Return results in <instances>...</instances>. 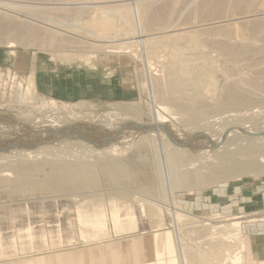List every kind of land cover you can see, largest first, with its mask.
<instances>
[{
  "label": "bare ground",
  "instance_id": "1",
  "mask_svg": "<svg viewBox=\"0 0 264 264\" xmlns=\"http://www.w3.org/2000/svg\"><path fill=\"white\" fill-rule=\"evenodd\" d=\"M75 1L65 0L61 2V4H76L78 6H51L47 8L46 11L64 14L76 11L80 15H83L80 19L84 20L85 27L91 30V34H88L89 37L86 36L88 40L80 39L82 35L84 37L85 34L79 29H76L73 24L64 25L50 19L40 18L29 10L28 12L17 10L10 14L0 13V29L12 33L14 37L12 40L16 38L17 41L26 46L36 45L42 51H47L54 61L61 60L70 63L75 57H78L80 60H85L81 53L83 50L74 49L77 51L75 52L76 54L70 55L68 53H63L59 48H54L55 45L58 44H64L66 46V44L74 43L85 48L89 47L96 51L99 50L98 56L101 60L104 59L105 62L110 64H122L126 73H128L129 62L132 58L137 63H141V68H143V61L147 63L150 62V57L157 55V50L161 49V47L164 48V51L167 52V56L164 57V55L162 60H159L161 65L159 66L160 73L150 76L151 81L153 82L155 80L157 86V89L152 91L153 104L155 106L153 108L154 110L146 106L143 111L129 104L122 106L118 115L113 114L115 116L80 117L76 113H71L69 111H60V113L51 111L52 108L54 109L57 107L56 101L54 99H48L44 102L40 99L41 102L38 105H32L31 103V106H16L14 109L21 111V113V108H25V110L27 109L26 111L31 112L29 117H23L25 120H18L17 124L9 122V124L6 123L5 125L18 130L19 133L26 136L27 140L30 142L34 139L47 143L52 139L61 137L62 134L69 135L72 138H75V134H77L78 137L84 136L83 138H85L86 141L90 140L91 142L92 140L96 143L105 142V139L108 141L113 139L111 142L112 144L109 145L108 148H104L103 146L105 152L113 155L122 152L121 148L115 145L123 141L129 145V148H131L130 150H134L138 153L140 163H142V161L146 162V164L143 162L140 168L134 167L130 163L128 165H126L127 163L125 164L126 166L123 170L129 178L126 179L127 185L129 188L134 189L145 188L142 191L147 192L149 195L151 192L157 193V191L154 192L156 187L154 180L156 179L151 180L154 176L150 177V170H152L150 169L152 168L150 164L152 160L149 155L150 150H148V146L135 144L139 137H141L140 135L145 133L144 130H147L160 140L159 147H161L160 150H162L163 153L161 165L162 169H164L165 176V184H163L164 190H159L158 195H154L156 197H152V195L150 197L139 196L132 200L139 203L142 214L146 212L144 203L162 207L166 210L167 220L169 222L180 225L186 224V227L182 225L180 228L182 229L183 227L191 232H201V236L199 237L202 238V241H199V245L195 249L191 248L192 250H190L183 242L181 236L176 239L173 237L172 232H167L162 236L153 234L139 236L138 238L123 239L118 242L109 241V243L106 244L90 245L85 249L69 252L67 255L71 256V258L78 256L79 258L84 257L86 261L91 260V262L95 264H123L125 259V257H123L124 254L133 253L140 249H150L152 251L154 250L156 253L154 259L159 260L158 264H189V257L192 256H199L200 260L206 264H242L244 259L245 238L240 228L241 221L224 222L223 219H220L218 222L221 223L216 224L212 221L213 217H194L176 205L173 189L192 192L198 187H210L211 184L220 180L237 178L240 175L247 174L252 176L263 174L264 116H262V121L258 118L252 119L254 113H256V115L260 114V111L256 110V108L253 110V106L246 109V111H250L248 115L242 114L241 116V112L236 114H230L232 112H228L229 114L226 113L227 115H224L225 111H222V113L224 112L222 116V113L214 114L213 112L222 110L224 107L229 108V110L226 111H236L231 108L237 105L244 106L249 104L247 101L250 99L243 96L244 91L239 89L237 85V82L240 83V81H245L241 76L230 78L227 82L223 80L220 81L219 79L221 84L218 86L215 81L217 72L213 65L214 61H209L210 63L206 65L197 66L193 61L196 59V56L190 57V55H180V51L187 48L190 44L194 46L199 45L202 41L201 35L206 30L214 31L215 35H220L219 37H206V40L218 51L219 55H223L230 61L235 60L237 57H243L249 50H253L254 54L255 50H264L263 43L259 45L253 40L242 41L240 36L242 33L248 35L250 33H261L262 39H264V0H260L259 5L255 7L260 9L258 14H261L256 17L250 18L248 16V18H246L247 16L244 17L246 14L240 16L224 14L223 18L217 20L219 22L210 20L208 17L207 22L205 21L206 19L199 23H194L196 22L195 20L186 24L179 22L180 28L178 27L175 30H171L168 27L173 21L178 22L181 20L177 12L181 10H178V5H180L181 0H133L130 3L124 0H121L124 2H116L119 0H102L104 2L110 1L116 3L101 5H97L101 0H88L86 3L90 5L86 6L83 5L86 4L83 1ZM221 1L222 0H201L198 4L196 3L194 8L203 9L205 6H215ZM250 10H253V8L247 11L244 10L245 12L243 13L248 14ZM191 12H193V10ZM249 23L252 24L245 28ZM190 24L193 27L190 36H188L186 33L182 32L184 28L181 27ZM239 25H242V27L245 26V29H240L238 27ZM156 27L162 29L155 32V34L146 32ZM8 44L9 46H14L12 42H8ZM89 57V60L93 58V56ZM59 64L62 63L59 62L55 65L59 66ZM126 80L129 82L130 78L128 77ZM247 85L246 82L244 86ZM25 89L26 91H24L23 94L26 93L29 96L31 95L29 101L36 99L32 81L26 83ZM156 90L161 91L165 101L174 103V106H176L180 112H177V110L176 112H170L168 106L164 105L165 103L157 104L155 102ZM217 91L218 93L215 95ZM213 98H216V102L210 104L209 101ZM46 108L49 110L44 112ZM166 112L171 114V120L168 118L169 116L167 117L163 114ZM212 113L213 115H211ZM134 114L150 116L151 122L147 124L141 120L137 121L134 118L131 119L129 116ZM182 114H187V117L182 116ZM52 116L56 117L53 118ZM208 117H212L210 118L212 120H208ZM242 117L249 118L252 121L250 124L248 121L242 123L243 120L240 121ZM133 119L134 123L131 121ZM172 120H178V126H176ZM198 121L208 122L196 126L193 131L188 130L189 128L183 125H190V123ZM25 122H28V125H26ZM107 122L109 123L107 124ZM120 124L125 125L113 129L109 127L110 125L120 126ZM216 124L218 125L217 127H215ZM98 125H101L102 128H99ZM126 125L130 126L129 129L125 128ZM87 126L92 127L93 130L87 128ZM208 126H211V129H208ZM69 136H65V138ZM3 138L4 136H2V138L0 137L1 146L4 144L2 143ZM57 140L59 141V139ZM166 145H171L172 148ZM12 146L13 142H10L7 146L3 145L4 149H8ZM156 157H158V155ZM115 161L117 162V160ZM88 171L89 170L79 168L76 172H78L79 175H83L88 173ZM139 172H143L144 175L138 174ZM56 176L59 177L58 182H56L58 184L56 186L59 189L63 188L64 180H70L68 177V170H62L58 172ZM108 178L110 179V177ZM116 178L113 180H116ZM157 179L159 180V178ZM31 184L39 189H46L52 186L51 183H45L37 179L33 180ZM124 195H126V193ZM112 202L114 201L112 200ZM109 210V219L112 222L114 232L122 233L125 230L136 228L132 214L130 217H126L127 219L125 218L126 220L123 222L119 219V210L116 207V203H112ZM78 221L84 228L82 231L83 236L89 241L101 238V236L103 237L107 234L106 223L108 220L105 211H103L100 205H93L88 210H78ZM181 233L182 232H180V234ZM191 246L193 247L194 245ZM16 264H66V259L60 253L38 256L36 259L24 260Z\"/></svg>",
  "mask_w": 264,
  "mask_h": 264
},
{
  "label": "rangeland",
  "instance_id": "2",
  "mask_svg": "<svg viewBox=\"0 0 264 264\" xmlns=\"http://www.w3.org/2000/svg\"><path fill=\"white\" fill-rule=\"evenodd\" d=\"M64 1L65 0H0V13L10 14L17 10L26 12L29 10L40 18L50 19L64 25L73 24L76 29H79L85 34L84 37L82 35L80 39L88 40V34H91V30L88 27L86 28L84 20L80 19L83 15H80L76 11H72V13L69 14L46 11L47 8L51 6L69 7L76 5L61 4V2ZM79 1L86 3L88 0ZM124 1L130 3L133 0ZM124 1L119 0L116 2ZM259 1L260 0H222L215 6L209 5L205 6L203 9H195L194 6L196 3L198 4L201 2V0H181L180 2L182 4L180 3V5H178V10H181L180 12L177 11L181 20L178 22L173 21L168 28L171 30H175L178 27L180 28L181 22L186 24L195 20L196 22L194 23H199L205 19L207 22V17L210 18V20L217 21L223 18L224 14H234L236 16L246 14L244 17L247 16L246 18H248L249 16L250 18H253L257 15H261L258 14L260 9L255 8L259 5ZM116 2H104L101 0L97 5ZM83 5L86 6L90 4L86 3ZM252 8L253 10L248 11V14L243 13ZM192 10L194 13L191 12ZM250 24L252 23H249L244 27L247 28ZM192 27L191 24L182 26L181 28H184V31L182 32L190 36ZM238 27L240 29H245L242 25H239ZM161 29L162 28L156 27L146 32L155 34V32H158ZM201 36L202 41L199 45H188L187 48L180 51V55H190V57L196 56V59L193 61L197 66L206 65L210 63L209 61H214L213 65L217 72L215 75V81L218 86H220L221 80L227 82L230 78L241 76L245 82H237V85L239 89L244 91L243 96L250 99L247 103H251L250 105L246 103L247 105H237L236 107L231 108L236 111H226L229 110V108L224 107L222 110H217L213 113L217 114L225 111V114L223 112L221 116L223 114H229L228 112H232L230 114L241 112V116L242 114L248 115L250 111H246V109L253 106V110L256 108V110L260 111V114L256 115V113H254L252 119L258 118L262 121V116H264V50H255V54L253 50H249V52L243 57H237L235 60L230 61L223 55H219L218 51L206 40V37H219L220 35H215L214 31L206 30ZM240 36L242 41L253 40L256 44H264V39H262L261 33H250L249 35L242 33ZM12 38H14L12 33L0 29V137L2 138V136H4L2 143H4L3 145L5 146L10 142H13V146L8 149H4L3 145H0V263L16 264L17 262L24 260L36 259V257L42 255L61 253L66 259V264H95L92 263L91 260L86 261L84 257V259L82 257L79 258V256L71 258V256H68L67 254L75 250L85 249L90 245L106 244L109 243V241L118 242L123 239L138 238L139 236L145 235L155 234L162 236L167 232H172L173 237L176 239L181 236L183 242L190 250L195 249L199 245V241H202V238L199 237L201 236V232H191L188 229H184L183 227H186V224H182L183 227L181 229L180 227L182 225L169 222L167 220L166 210L159 206L144 203V209H146V212L145 214H142L139 203L133 201L135 197L139 196L150 197L152 195V197H156L154 195H158L159 190H164L163 184H165V176L164 169H162L161 165L163 153L162 150H160L161 147H159L160 140L147 130H144L145 133L142 134L143 137L140 135L141 137L137 140L138 143L135 142V144L148 146V150H150L149 155L151 156L150 159H152L150 162L152 165V168H150L152 169L150 170V177L154 176L151 180H157H154L156 184L154 192L157 191V193L151 192L149 195L147 192L142 191L145 188L134 189L129 188L127 185L126 179L129 178L123 168L129 163L134 167L140 168L145 161L140 163L138 153L134 150H130L131 148H129V145L123 141L120 142V144L115 145L118 148H121L122 152L113 155L105 152L103 149V146L104 148H108L109 145L112 144L111 142L113 139H111V141L105 139V142L96 143L92 140L90 142L88 139V141H86V139L83 138L84 136L78 137L77 134H75V138L62 134L61 137L57 138L59 141L57 139H52L51 141L44 143L32 139L33 142H30L27 140V137L20 134L18 130L5 125L6 123L9 124V122L17 124L18 120H25L23 117H29L31 112L26 111L27 109L25 110V108H21V113V111L14 109L16 106H31V103L32 105H38L41 102L40 99L44 102L48 99H54L56 101L57 107L54 109L52 108L51 111L58 113H60V111H69L71 113H76L80 117L115 116L118 115L122 106L129 104L143 111L146 106H149L150 109L154 110L153 108L155 106L153 104L152 91L157 89V86L156 81L154 80L152 82L150 76L160 73V61L164 55V57L167 56V52L164 51V48L161 47V49H158L159 51L157 50V55H153V58L150 57V62L147 63L146 61H143V68H141V63H137L133 58L130 60L129 63H131L132 80L129 88H131L132 95L129 99L119 100V102L112 101L104 103L76 100L70 102L58 98L55 95L40 93L36 88L34 81V73L36 69L50 68V65H55L59 62H66L61 60L54 61L47 51H42L36 45L26 46L17 41L16 38L15 40H12ZM8 42H12L14 46H9ZM54 48H59L63 53H68L70 55L76 54L75 52L77 51L75 50H83V52H81L83 59H87L89 56L96 57L99 55V50L96 51L89 47L85 48L74 43L66 44V46L64 44H58L55 45ZM73 61L81 60L78 57H75ZM30 81L33 82L36 95V99L31 101H29L31 95L29 96L26 93L23 94L24 91H26V83H30ZM246 82L248 85L244 86ZM156 93L155 102L157 104L165 103L164 105L168 106L170 112H176V110L177 112H180L178 108L174 106V103L165 101L161 91L156 90ZM217 93L218 91L215 95ZM215 102L216 98L209 101L210 104ZM48 110L49 109L46 108L44 112ZM213 113L211 115H213ZM163 114L167 117L169 116L168 118L171 120V114L169 112ZM182 116L187 117V114H182ZM52 117L54 118L56 116ZM129 117L131 119L134 118L137 121L141 120L147 124L151 122L150 116H143L142 114H134ZM210 118L212 117H208V120H212ZM134 119L131 120L133 123ZM240 121H242V123L248 121L250 124L252 120L242 117ZM172 122L178 126V120H172ZM205 122L208 121L193 122L190 123L191 126L187 124L183 125H185L186 128H189L188 130L193 131L196 126L204 124ZM108 123L109 122H107V124ZM25 124L28 125V122H25ZM123 125L125 124H120V126L110 125L109 127L113 129L115 127H123ZM217 126L218 125L216 124L215 127ZM98 127L102 128L101 125H98ZM129 127L130 126L127 125L125 126L127 129H129ZM87 128L93 130L90 126H87ZM209 128L211 129V126H208V129ZM65 136L69 137L65 138ZM166 146L171 147V145ZM157 155L158 157H156ZM115 160H117L118 163ZM79 168L89 171L86 174L79 175L78 172H76ZM62 170H68V177L70 180H64L63 188L59 189L56 186L58 185L56 182H58L59 179L56 174ZM120 173L123 174L121 175ZM138 174L144 175L143 172H139ZM106 175L110 177V179ZM115 178L116 180H113ZM157 178H159V180ZM35 179L44 181L45 183H51L52 186L46 189H39L31 184ZM160 179L164 181L162 182ZM108 183L112 184L109 185ZM132 190L135 191L133 192ZM173 190L176 205L194 217H213V220H211L216 224L221 223L218 222L220 219H223L224 222L241 221L240 228L245 238V252L243 253L245 256L242 264H257L259 260H255L246 250L247 236L245 230L246 228H249V225L260 221L259 219H264V173L254 176L250 174L240 175L237 178L220 180L211 184L210 187H198L192 192H187L181 189ZM125 193L127 196L124 195ZM112 200L114 202H112ZM110 203H116V207L119 210V219L122 222L132 214L136 228L125 230L122 233L114 232L112 222L109 219ZM93 205H100L106 213L108 220L106 223L107 234L103 237L101 236V238L89 241L83 236L82 231L84 228L78 221V210H88ZM180 232L182 233L180 234ZM186 242L194 246L192 247ZM123 257H125L123 264H158L159 262V260L154 259V257H156L154 250L152 251L150 249H140L133 253L124 254ZM189 264L206 263L202 262L199 256H192L189 257Z\"/></svg>",
  "mask_w": 264,
  "mask_h": 264
},
{
  "label": "crops",
  "instance_id": "3",
  "mask_svg": "<svg viewBox=\"0 0 264 264\" xmlns=\"http://www.w3.org/2000/svg\"><path fill=\"white\" fill-rule=\"evenodd\" d=\"M89 58L36 69L34 73L36 88L40 93L55 95L70 102L75 100L96 103L119 102L131 97L132 92L129 88L132 80L131 63L126 73L122 64L107 63L99 56L91 60ZM128 77L129 82L126 80ZM259 220L245 230L246 250L255 260H259L257 264H264V219Z\"/></svg>",
  "mask_w": 264,
  "mask_h": 264
}]
</instances>
